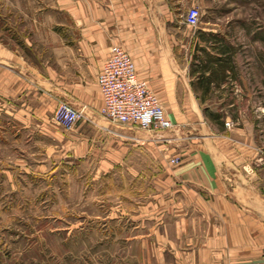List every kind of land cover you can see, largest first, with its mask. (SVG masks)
Masks as SVG:
<instances>
[{
    "label": "rangeland",
    "instance_id": "obj_1",
    "mask_svg": "<svg viewBox=\"0 0 264 264\" xmlns=\"http://www.w3.org/2000/svg\"><path fill=\"white\" fill-rule=\"evenodd\" d=\"M54 3L0 0V44L66 83L72 75L45 72L63 34ZM190 5L200 10L196 26L183 21ZM170 16L178 23L171 65L184 70L188 90L177 77L179 104L159 100L171 125L144 130L161 141L134 144L100 106V121L70 129L40 120L22 128L0 110V264H177L161 244L162 211L170 208L160 197L176 192L173 183L164 189L162 170L180 160L201 128L254 134L260 147L247 166L264 151V0H174ZM119 137L126 152L110 168L122 155L109 152ZM154 225H161L155 234Z\"/></svg>",
    "mask_w": 264,
    "mask_h": 264
},
{
    "label": "crops",
    "instance_id": "obj_2",
    "mask_svg": "<svg viewBox=\"0 0 264 264\" xmlns=\"http://www.w3.org/2000/svg\"><path fill=\"white\" fill-rule=\"evenodd\" d=\"M173 1L55 0L54 9L61 17L53 22L63 27V34H56V63L45 65V72L72 76L66 83L42 76L20 54L0 44V110L12 114L22 128L39 120L56 127L49 117L55 104L65 100L83 110L85 118L78 125L97 123L101 97L95 76L112 44L123 46L137 76L160 101L179 104L174 96L177 77L188 88L184 70H173L171 65L175 57L171 27L178 25L170 16ZM120 126L119 132L134 144L161 141H154L144 129ZM253 135L245 130L201 128L180 160L162 170L164 189L173 183L176 192L160 197L166 202L164 208H170L168 213L162 211L161 244L174 251L177 264H264V168L247 166L260 147ZM119 138L109 141L114 143L109 152L118 149L122 154L110 168L123 162L128 142ZM77 140L83 145L86 138ZM166 214L173 216L172 222L165 221ZM166 225L173 228L172 237ZM159 226L152 227L154 234Z\"/></svg>",
    "mask_w": 264,
    "mask_h": 264
},
{
    "label": "built area",
    "instance_id": "obj_3",
    "mask_svg": "<svg viewBox=\"0 0 264 264\" xmlns=\"http://www.w3.org/2000/svg\"><path fill=\"white\" fill-rule=\"evenodd\" d=\"M200 10L196 5L187 7L183 21L190 26L199 22ZM101 97L99 111L108 119L142 129H166L169 117L153 90L140 79L126 50L112 44L95 76ZM82 117L81 110L67 101H58L51 113L53 124L70 129ZM228 125V121H224ZM264 165V151L258 152L248 163L249 169Z\"/></svg>",
    "mask_w": 264,
    "mask_h": 264
}]
</instances>
